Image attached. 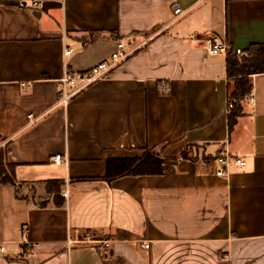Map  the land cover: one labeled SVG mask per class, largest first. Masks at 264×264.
Segmentation results:
<instances>
[{"label": "crops", "instance_id": "0c3cea01", "mask_svg": "<svg viewBox=\"0 0 264 264\" xmlns=\"http://www.w3.org/2000/svg\"><path fill=\"white\" fill-rule=\"evenodd\" d=\"M214 36L241 56L264 44V0H0V147L16 179L0 184V264H264V73L228 130ZM118 42L132 55L59 106L64 68ZM189 147L159 175L103 180L108 163ZM223 152L245 167L218 176Z\"/></svg>", "mask_w": 264, "mask_h": 264}, {"label": "trees", "instance_id": "16d2710c", "mask_svg": "<svg viewBox=\"0 0 264 264\" xmlns=\"http://www.w3.org/2000/svg\"><path fill=\"white\" fill-rule=\"evenodd\" d=\"M226 72L229 79L228 99L232 108L227 111L228 130H231L241 114V104L250 95L252 88L248 77L253 74L264 73V44L252 45L243 56H237L232 49L226 52ZM233 84V86H232ZM194 148L189 147L178 158L173 160L163 159L156 152L148 150L139 159L114 161V165L108 163V172L104 177L105 182L121 176H152L161 174L164 169L177 159L194 160ZM15 167L7 163L6 152L0 147V184L16 186ZM87 179H78L84 181ZM60 182L48 183V191L54 193L55 204L61 205L59 197Z\"/></svg>", "mask_w": 264, "mask_h": 264}, {"label": "built area", "instance_id": "2783aa9c", "mask_svg": "<svg viewBox=\"0 0 264 264\" xmlns=\"http://www.w3.org/2000/svg\"><path fill=\"white\" fill-rule=\"evenodd\" d=\"M197 1L198 3H202L206 0ZM172 11L173 14L178 18L185 14V12L182 11L177 5L173 6ZM207 44V52L210 55L227 52L226 43L219 37H211L208 40ZM134 50L135 49H126L123 43L118 42L116 44V50L111 54L109 60L106 62L99 63L95 67L86 71H72L65 67L62 76L57 80L58 105L66 107L71 99L78 95L80 92L105 79L113 69L126 61L130 57V55H132ZM234 53L237 56L242 55L241 50H235ZM64 54L68 55L69 51L66 50ZM226 108L227 110H230L232 108V104L228 102ZM215 161L219 165V170L217 171L218 176H225V174H227L228 170L232 166L237 168L245 167V161L237 156H231L228 152L219 154ZM53 162L55 165H62L65 163L62 155H55L53 157ZM63 196H66V193H63ZM144 248H148V245H144ZM3 251L4 247L0 245V253H2ZM222 258L225 261L229 260L228 255H223Z\"/></svg>", "mask_w": 264, "mask_h": 264}, {"label": "rangeland", "instance_id": "374dc122", "mask_svg": "<svg viewBox=\"0 0 264 264\" xmlns=\"http://www.w3.org/2000/svg\"><path fill=\"white\" fill-rule=\"evenodd\" d=\"M232 86H233V84H232ZM25 188H27V187H25ZM23 190V192L25 193V192H27V191H29V189L27 190V189H21V191ZM226 255H228V254H226Z\"/></svg>", "mask_w": 264, "mask_h": 264}]
</instances>
